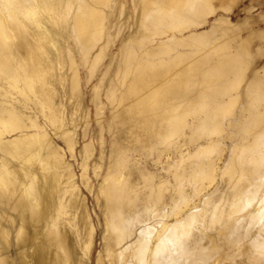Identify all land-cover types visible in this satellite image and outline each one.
I'll list each match as a JSON object with an SVG mask.
<instances>
[{"label":"rangeland","instance_id":"obj_1","mask_svg":"<svg viewBox=\"0 0 264 264\" xmlns=\"http://www.w3.org/2000/svg\"><path fill=\"white\" fill-rule=\"evenodd\" d=\"M8 1L0 118L42 127L70 163L73 221L93 227L88 264H108L109 188L147 259L167 236L181 264L203 251L247 264L254 245L264 264V0ZM59 117L72 149L54 133ZM37 143L0 156L13 163Z\"/></svg>","mask_w":264,"mask_h":264},{"label":"bare ground","instance_id":"obj_2","mask_svg":"<svg viewBox=\"0 0 264 264\" xmlns=\"http://www.w3.org/2000/svg\"><path fill=\"white\" fill-rule=\"evenodd\" d=\"M146 1L148 5L153 6L151 8L153 10L160 8L162 0ZM197 1L194 0L193 3L195 4ZM204 21L205 19H200L196 23L202 24ZM42 67L41 69H43ZM36 75L38 76V72ZM39 78L43 79L41 76ZM47 92L49 93V90ZM38 93H40L39 90ZM42 95L44 94H38L39 97H42ZM42 98L53 101L52 96L50 99L47 98V95ZM5 108L3 110L10 111V109L6 110ZM19 110L16 111L17 114L20 113ZM7 112L5 113L7 114ZM17 114L16 116H18ZM21 116L23 115L21 114ZM3 119L1 120L4 124V130H0V147L5 148L16 143L22 145L30 142L38 143L36 146L33 144L34 147L30 149H28L30 147L28 146L26 151L22 150L25 153L22 156L19 155L21 158L18 157V161L13 163H10L11 158L9 155L2 154L0 156V170L6 171H0V264H88L87 261L93 244V227L90 224L88 225L91 222L87 215L81 220L82 228L80 224L73 221L77 213V205L75 206L73 199L76 186L74 185V172L70 167V163L65 159L59 146L52 140L51 136L44 129L42 130V127H39L41 125L35 127L36 129L39 127L41 130L28 131L25 123H23V127L24 124L26 127L20 128V125H18L20 123H15L18 120L9 119L8 122H4L7 118L4 121ZM29 122H32V124L29 123L31 125L36 123L34 121ZM65 125V119L59 117L54 127V133L61 136L67 147L72 149L74 142L66 137L69 130L66 129L67 126L65 127ZM10 153L11 156H18L13 154L12 151ZM13 175H17V177L15 176L16 179ZM11 176L15 180L13 178L12 180ZM106 197L109 209L107 226H105V230L109 232L105 236V241L108 244L106 253V255H109L108 264H181L180 259L182 256L175 254L174 251L175 241L172 237L167 236L156 244L152 260L145 258L144 245L141 243V245L135 247L142 237L141 234L132 239L133 232L129 229L130 223L124 219L119 191L109 188ZM31 198L35 201L32 200L34 204H31ZM68 206L73 207L68 209ZM104 224L106 225V223ZM164 227H167L166 223L163 224L162 228ZM115 237H118L120 242V246L116 251L112 243ZM260 244L264 245V239L260 240ZM254 247H251L247 255V264H255L262 258V252L255 245ZM13 248L15 252H12ZM220 258L217 254L214 255V251H203L198 257H185L184 261H188L187 264H222ZM98 261L104 262L105 260L103 261V258L99 256Z\"/></svg>","mask_w":264,"mask_h":264}]
</instances>
